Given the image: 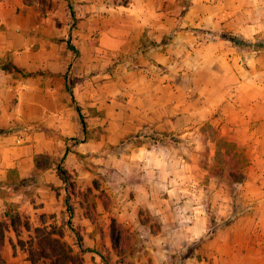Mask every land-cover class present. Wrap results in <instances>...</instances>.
Returning a JSON list of instances; mask_svg holds the SVG:
<instances>
[{
    "label": "crops",
    "instance_id": "1",
    "mask_svg": "<svg viewBox=\"0 0 264 264\" xmlns=\"http://www.w3.org/2000/svg\"><path fill=\"white\" fill-rule=\"evenodd\" d=\"M71 4L74 27L67 0H0V63L9 61L22 71L0 68V263H54L62 258L58 250L64 249L78 258L69 264H103L96 251L104 253V247L116 259L111 241L114 222L137 237L129 257L133 264H239L243 251L234 247L230 236L208 238L193 253H186L189 240L204 235L207 226L199 216L182 229L172 228L164 197L141 194L104 209L97 195L82 190L91 186L85 171L88 160L100 169L105 159L113 166L121 160L117 145L130 133L118 127L123 116L119 93L124 74L135 70L130 66L132 57L141 52L161 62L175 40L187 41L181 46L192 55L209 48L214 58L223 59L219 64L237 83L229 102L233 109L223 117L225 130L243 131L264 143V48L237 54L226 35L199 45L201 32L195 31L226 29L244 40L255 36L264 40V0H190L185 11L184 0H72ZM68 39L77 56L68 48ZM250 72L255 78H249ZM248 87L256 98L246 94ZM93 128L99 129L97 137L91 135ZM139 148L128 146V154ZM60 165L69 176L78 172L75 182L80 192H67ZM6 202L16 205L8 217ZM141 208L158 223L145 221ZM178 233L184 237L177 243ZM45 237L52 250L49 255L42 251ZM244 249L246 254L254 252V263L263 264L261 246L247 242Z\"/></svg>",
    "mask_w": 264,
    "mask_h": 264
},
{
    "label": "rangeland",
    "instance_id": "2",
    "mask_svg": "<svg viewBox=\"0 0 264 264\" xmlns=\"http://www.w3.org/2000/svg\"><path fill=\"white\" fill-rule=\"evenodd\" d=\"M189 1L184 0V11ZM195 31L201 32L199 45L229 34L226 29L206 27ZM186 42L175 40V47L168 49L167 59L161 62L151 61L141 52L132 57L130 66L135 70L124 74L125 84L119 93L123 116L118 127L130 133L117 145L121 160L113 166L105 159L102 169L88 160L85 171L87 179L91 177V186L82 191L97 195L104 209L116 208L141 194L151 199L164 197L172 228L179 225L182 229L199 216L207 226L204 235L189 240L186 253H193L208 238L230 236L234 247L243 251L239 264H256L251 257L254 252L245 253L247 242L261 246L264 264V143L255 142L243 131L226 132L223 117L233 109L229 102L235 97L237 83L226 66L219 64L223 59L214 58L211 49L203 48L192 55L181 46ZM239 43L232 45L240 55L264 48L259 36L249 40L240 37ZM245 66L243 62L244 72ZM248 76L255 78L251 72ZM253 90L248 87L246 94L256 98ZM132 128L136 132L129 131ZM98 132L93 128L91 135L97 137ZM130 145L140 146L135 152H141L128 154ZM77 174L69 176L74 193L81 191L75 182ZM140 211L145 221L158 223L147 209ZM112 223L116 229L127 231L129 245L137 247L133 233L122 223ZM178 234L174 236L177 243L184 237ZM42 244V251L49 255L52 250L47 237ZM72 256L77 261V256Z\"/></svg>",
    "mask_w": 264,
    "mask_h": 264
},
{
    "label": "trees",
    "instance_id": "3",
    "mask_svg": "<svg viewBox=\"0 0 264 264\" xmlns=\"http://www.w3.org/2000/svg\"><path fill=\"white\" fill-rule=\"evenodd\" d=\"M71 3H72V0H67V6H68V9H69V12H70V14H71V16L73 18L72 27H74L76 25V17H75V14H74V11H73ZM226 37L232 43L237 44V45L240 44L238 37H236V36H234L232 34H228ZM67 46H68V48L70 50H72L74 56H77L78 50L73 44H71L70 39L67 40ZM0 68L5 69V70L13 69L14 71H21L19 68L15 67L9 61L0 63ZM32 74L33 73L25 72V75H32ZM67 90L69 91L71 96H73V94H72V86L70 84L69 85L67 84ZM75 107H76L77 111L80 114L81 124H82V126L84 128V131H85V134H86V129H85L86 128V123L84 121L82 113L80 112V108L77 105ZM84 138H85V136H84ZM59 173H60L61 177L63 178V180L65 181V183L68 186L67 192L69 194L74 193V191L71 190L73 185L71 184V182L69 180V173L61 165L59 167ZM65 204L67 206V210H68L69 215H71L72 211L69 208V203L65 202ZM5 206H6L5 215L8 217V216H10V213H12V211H15L16 205L13 204V203H10V202H6ZM68 223H69V221H68ZM127 234H128L127 231H122V230L116 229L114 227V224L111 227L112 253L116 256V259H112L111 251H109L105 247L103 248L104 249V253H101L99 251H96V250L90 249V248H88L87 250L96 251L101 256L103 264H133L129 260V257L134 253L136 247L133 246V245H129V243L127 241V238H128ZM77 243L79 244V246L81 245L80 238H78V237H77ZM70 252L71 251H67V250L65 251L64 249H59L58 253L60 255H62V258L57 259V261H55L52 264H69V260H71L73 263L77 262L78 258H77V261H73L72 260V257H73L72 255L73 254L70 256V254H71ZM60 260H63V262L60 261Z\"/></svg>",
    "mask_w": 264,
    "mask_h": 264
}]
</instances>
